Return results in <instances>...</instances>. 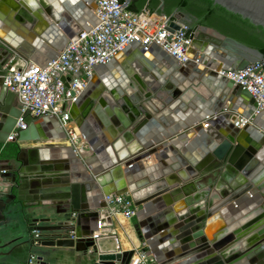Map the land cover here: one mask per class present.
Segmentation results:
<instances>
[{"label": "water", "instance_id": "1", "mask_svg": "<svg viewBox=\"0 0 264 264\" xmlns=\"http://www.w3.org/2000/svg\"><path fill=\"white\" fill-rule=\"evenodd\" d=\"M83 1L75 0L74 9L81 12L96 8V0ZM125 2L129 4L130 0ZM213 2L264 28V0ZM160 4L163 6L164 0ZM177 12L192 20L185 12ZM12 28L49 42L46 35H66L55 44L54 55L84 30L62 0H0V144H15L17 151L7 162L19 163L0 199V221L13 203L66 206L55 211L63 214L62 220L51 214L41 220L44 224L35 227L42 234L41 246L74 247L79 252L92 248L97 255L94 264H115L122 261L119 251H99L91 235L99 219L103 226L112 225L105 198L128 194L139 208L137 228L154 258L151 264H264V175L255 182L250 179L260 164L259 155L264 156V108L250 123L238 127L236 119L251 117L257 103L248 90L223 75L264 63L263 52L233 37H219L208 33L206 27L195 26L190 51L200 63H189L193 81L181 88L172 77L184 66L163 57L167 67L159 65L134 45L107 64L112 66L111 71L120 66L130 92L115 79L103 82L97 67L94 85L70 110L77 128L90 126L102 146L100 151L94 150L90 141H86L90 151L72 146L24 147L26 143L67 140L68 136L58 121L26 115L25 128L9 140L21 110L15 104L16 94L3 85L6 71L1 66L13 54L14 61L22 55L43 68L54 57L39 55L32 45L15 37ZM168 29H180V24L170 22ZM219 76L225 81L217 94L199 79L195 81L196 77ZM196 98L208 114L209 128L197 122L180 135L177 131L166 133L169 121L163 122L161 116L184 111ZM55 122L60 130L54 127ZM147 126H156L168 139L185 134L193 140L177 149L156 133L152 142L146 141L142 134ZM258 127L261 133L256 132ZM81 135L85 136L84 131ZM46 152L51 153L49 157ZM175 156L182 160L181 170H167ZM149 157L161 168L159 175L154 180H136L134 176L142 172L140 160ZM252 191L257 199L240 213L237 202ZM232 202L235 213H240L235 224L228 221L227 214ZM71 231L75 239L70 238ZM133 255L131 250L123 264H129Z\"/></svg>", "mask_w": 264, "mask_h": 264}, {"label": "built area", "instance_id": "2", "mask_svg": "<svg viewBox=\"0 0 264 264\" xmlns=\"http://www.w3.org/2000/svg\"><path fill=\"white\" fill-rule=\"evenodd\" d=\"M127 6L125 1L96 0V24L84 28L76 40H69L44 68L20 58L14 61L15 54L7 59L1 66V70L6 71L3 85L16 94L21 110V116L17 119L9 140L17 136L18 130L25 128L24 117L30 115L58 121L68 136L65 140L67 144L83 149L86 141L74 124L70 110L94 77L98 76L97 67L107 65L118 53L134 45L143 49H158L179 66H187L190 62L200 63V58L192 57L190 51L193 48L190 37L193 31L188 35L189 24L182 21L177 11L165 15L144 8L139 14H135ZM170 22L180 24V29L170 31ZM223 75L248 90L257 103L251 117L239 116L236 119L235 124L243 127L264 108V63L252 64L235 73L224 72ZM204 127H208V123ZM6 164L11 165L7 161ZM6 172V168H0V179ZM105 201L111 217L121 214L126 218H133L138 211V206L128 194L112 195L106 197ZM105 229L106 226L99 219L91 238L97 243L106 234ZM69 234L70 238L75 239L73 231ZM33 245H41L40 232L37 230L34 232ZM146 248L147 244L143 242L140 248L134 250L129 264H151L154 258ZM37 262V256L30 254L25 264Z\"/></svg>", "mask_w": 264, "mask_h": 264}, {"label": "crops", "instance_id": "3", "mask_svg": "<svg viewBox=\"0 0 264 264\" xmlns=\"http://www.w3.org/2000/svg\"><path fill=\"white\" fill-rule=\"evenodd\" d=\"M83 1V0H81ZM79 0V2H81ZM63 3L65 6L69 9V11L75 16L76 21L84 28L93 25L92 21L89 20L87 14L82 10L79 12V9H74V3L75 0H63ZM84 3V1H83ZM82 3V5H83ZM93 12L94 10L91 9ZM78 11V12H77ZM183 22L190 23L188 19H185L182 17ZM1 31V30H0ZM12 33L15 34V37H21L23 41L28 44L32 45L41 55L42 57H52L55 52V44L59 42L62 38H64L63 35L61 36L59 34L60 31H58V36L54 35L52 37L51 35H46V38L50 39V42L44 39L32 38L33 36L26 35L22 31H19L15 28H12ZM132 48V47H130ZM56 55V54H55ZM54 55V56H55ZM162 55L167 56L166 54L162 53L161 51L151 52L149 56H147L150 61L157 60L159 65L166 66L167 64L163 63V60L161 58ZM21 60H28V58L24 56H20ZM29 61V60H28ZM172 62V59L169 57L168 62ZM120 67L117 65L115 66V70H118L117 68ZM167 67V66H166ZM113 72V71H111ZM220 79V78H219ZM209 84H206L211 88H218V86L215 85V81L211 80ZM217 83V82H216ZM15 104L19 106L17 98L15 99ZM195 105H198L196 103ZM190 106L186 108L184 111H178L177 113H171L170 117L171 120L174 121L177 125L181 122L180 117L182 116H189L191 120L188 124L190 127L197 124V122H200L204 127L205 123L209 122V117L207 112L202 110L201 107L198 106ZM178 115V116H177ZM197 115H200L199 118ZM180 116V117H179ZM56 123V122H55ZM90 127V126H89ZM147 128V129H146ZM142 134V137L144 140L149 141L151 140L152 136L156 133L158 136H163V139L167 142H171L172 138H165L164 131L162 132L156 126L149 127L147 126ZM209 128V126L207 127ZM165 132L169 134V131L165 127ZM256 132L261 133V128L258 127L255 129ZM178 134H182V130L177 131ZM91 136V135H90ZM161 136V137H162ZM165 136V137H164ZM198 136V135H196ZM187 142H191L193 139H188ZM152 142V140H151ZM185 144V143H184ZM10 145H15L13 143H7V144H0V150L6 148L7 151L9 150ZM24 147H42V148H50L53 146H69L65 140H46V141H40L35 143H26L23 144ZM182 146V145H181ZM86 151H90V148L87 145H84V148ZM161 151H158L160 153ZM50 153V152H49ZM48 152L45 153L46 157H49ZM192 154H196V152H193ZM197 155V154H196ZM9 156V157H8ZM93 156V155H91ZM94 155L93 157H95ZM11 158L9 154L4 153L3 155H0V168H6L7 172L5 175L2 176V179H0V199H3V195L5 194L6 186L9 183V179L11 177V174L13 172L14 168H18L19 163L18 162H11V165H7L6 161L7 159ZM12 159V158H11ZM261 162H264V156L260 157ZM257 199V196L256 198ZM252 199V202H247L244 209H241L239 211L240 213L248 208L250 204H254V201ZM231 210L235 211L234 209L235 205L234 203L230 205ZM58 206H52L49 203L44 204V206H38V205H27V206H21L20 204H11L7 209L4 211L5 219L3 221H0V264H25L30 256V254H35L38 258L37 264H94L97 262V255L92 252L91 249H89L87 252H79L76 251L74 247H42L33 245L34 240V232L36 226H41L42 223L41 220L45 219L46 217L51 216V214H55L57 211ZM66 206L58 207L59 209L65 208ZM234 209V210H233ZM139 210V208H138ZM238 210V209H237ZM236 210V211H237ZM238 213V214H240ZM57 216L58 220L63 219V214H55ZM28 219V220H27ZM33 220H36L37 223H33ZM89 225H92L91 222H88ZM138 226V220L136 216L133 218H126L125 216L119 214L116 216H112V225L106 226V234L97 241V245L99 248V251L101 252H108V251H119V253L122 255V261L121 262H115V264H123V261L127 257L128 253L131 250H136L142 246L143 242H146V240L140 236V229L137 228ZM40 236L42 234L40 233ZM137 239V240H135ZM136 241V242H135ZM138 241V242H137ZM147 244V242H146ZM146 250L149 252L150 248L147 244ZM40 257V258H39Z\"/></svg>", "mask_w": 264, "mask_h": 264}, {"label": "trees", "instance_id": "4", "mask_svg": "<svg viewBox=\"0 0 264 264\" xmlns=\"http://www.w3.org/2000/svg\"><path fill=\"white\" fill-rule=\"evenodd\" d=\"M144 8L165 15L175 11L185 12L192 17V21L188 23L190 28L188 35L195 26L206 27L210 34L233 37L264 53V28L255 26L247 18L226 10L213 0H164L163 6L160 0H130L127 6V9L135 14H139ZM2 150L0 155L6 153L12 157L17 151V146L10 145V151L6 148Z\"/></svg>", "mask_w": 264, "mask_h": 264}, {"label": "bare ground", "instance_id": "5", "mask_svg": "<svg viewBox=\"0 0 264 264\" xmlns=\"http://www.w3.org/2000/svg\"><path fill=\"white\" fill-rule=\"evenodd\" d=\"M63 1V0H62ZM84 11V10H83ZM85 14H87L88 18L90 21H92L93 25L96 24L97 22V19H96V16L94 14V12L92 10H88V11H84ZM93 25H90V26H93ZM83 26V25H82ZM143 52H147V56H149L151 54V50L150 49H144ZM164 53V52H162ZM165 54V53H164ZM163 58L165 60H168L169 57H166L165 55H162ZM156 62H158L157 60H155ZM167 66V65H166ZM117 67V66H116ZM102 68V69H101ZM115 68V67H114ZM100 69V74L102 76V80L103 82L105 83H109L111 81H113L114 79L120 84L121 82V79L124 78L123 76V71L120 70V67H118L117 69L118 70H115V72H111V69L112 66L111 65H105V66H102V67H98V70ZM193 76V73L191 72V66H184L182 67L180 70H178L175 75L172 77V80L177 84L179 85L181 88H184L185 86H187L189 83H190V80ZM223 76V75H222ZM222 76H219V77H203V78H199V77H196L195 81H197V79H199L200 81L204 82L205 84H209L210 85V81L211 80H214L215 81V85L218 86V88H214L211 86V89L215 92V94L218 93L219 91V88L220 86L224 83L225 81V78H222ZM226 77V76H225ZM220 78V79H219ZM125 79V78H124ZM124 79H122V81H124ZM96 80V77H94V79L91 81L90 86L94 85V82ZM193 81V79L191 80ZM217 82V83H216ZM209 87V86H208ZM127 91H129V87L126 88ZM130 92V91H129ZM198 100L199 98H196V102L193 103L192 105L194 106L196 103H198ZM195 106H198V105H195ZM170 114L171 113H168L164 116H161V120L164 122L166 119L169 121V123L167 124L166 128L169 132H173V131H178V130H183L184 128L186 127H190L188 124L190 123L189 121L191 120V118H189V116H182L180 117L181 119V122L177 125L176 123H174L173 120H171V117H170ZM178 116V115H177ZM200 115H197V117L199 118ZM201 117V116H200ZM190 119V120H189ZM54 120V119H52ZM54 124V127L57 129V130H60V127L58 126V124L56 123H53ZM190 129V128H189ZM188 129V130H189ZM78 131L80 134H82V131H84V137H82L85 141H90V143L92 145H94V150H97V151H100L101 150V145L100 143L98 142V139L96 137H94V135L92 134V132H90L91 130H89V125H83L81 129L78 128ZM91 135V136H90ZM185 135V134H184ZM180 136L178 139H175V140H172L171 142H168L167 144H171V145H174L175 148L177 149L178 146L180 147L181 144H184L186 143L187 141V138L185 136ZM162 136V135H161ZM163 137V136H162ZM165 137V136H164ZM85 152V150H84ZM177 155V153H176ZM261 157V155H259ZM258 157V155H257ZM141 164L143 167H142V172L141 173H137L134 177L136 180H140L141 178L143 177H148L150 178L151 180H154L157 178V176L159 175V172L161 170V168L154 164L153 163V160L151 157L149 158H144L142 160H140ZM181 162L182 160L175 156L174 160L172 161V166H170V168H168L167 170H181L180 166H181ZM264 175V162L262 163L260 161V164L258 165V167H256L255 171H252L251 172V175H250V179L253 180L254 182L259 178V177H262ZM251 194H253L252 198L249 197ZM251 194H247L246 196H244L243 198L239 199V201L237 202V205H238V210L239 209H244L245 206H246V203L249 204V202H252V199L254 200L256 198L255 196V191H252ZM233 203V202H232ZM231 205V204H230ZM228 205V207L230 208L228 211H227V214H228V221L232 222V223H236L238 220H239V217H238V213H235L237 212L236 210L235 211H232L231 210V206ZM235 205V204H234ZM250 205H253V204H250ZM248 208H250V206H248ZM247 208V209H248ZM235 209V207H234ZM233 209V210H234ZM246 209V210H247ZM222 209H219L218 211H222ZM246 210H244L243 212H246ZM151 211L148 212L149 215ZM119 216V215H118ZM238 217V218H237ZM237 219V220H236ZM236 220V221H235ZM231 225V224H230ZM137 240V239H135ZM136 242V241H135ZM138 242V241H137Z\"/></svg>", "mask_w": 264, "mask_h": 264}, {"label": "flooded vegetation", "instance_id": "6", "mask_svg": "<svg viewBox=\"0 0 264 264\" xmlns=\"http://www.w3.org/2000/svg\"><path fill=\"white\" fill-rule=\"evenodd\" d=\"M123 76H124V78H122V79H124V81H122V79H121V82H120V85H122L125 89L128 87L127 85V78H126V76H125V74L123 73Z\"/></svg>", "mask_w": 264, "mask_h": 264}, {"label": "rangeland", "instance_id": "7", "mask_svg": "<svg viewBox=\"0 0 264 264\" xmlns=\"http://www.w3.org/2000/svg\"><path fill=\"white\" fill-rule=\"evenodd\" d=\"M59 141V140H58ZM86 146V145H85Z\"/></svg>", "mask_w": 264, "mask_h": 264}]
</instances>
